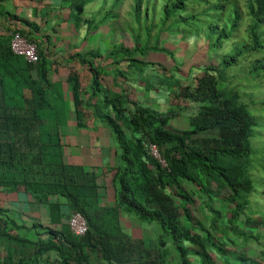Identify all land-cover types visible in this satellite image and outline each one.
<instances>
[{
	"label": "trees",
	"instance_id": "obj_1",
	"mask_svg": "<svg viewBox=\"0 0 264 264\" xmlns=\"http://www.w3.org/2000/svg\"><path fill=\"white\" fill-rule=\"evenodd\" d=\"M125 1L65 0L78 28L92 22L85 15L88 3L104 8L100 18L104 23L119 17L118 9ZM243 6L245 10L239 0H132L135 22L122 23L121 28L135 31V46L121 45L113 54L124 53L136 61V52L165 51L158 46V34L149 44L153 28L176 33L186 26L195 34L204 29L209 46L217 50L233 42L228 53L216 55L206 66L193 91L183 88V97L199 103L185 130L174 129L168 116L146 107L128 116V97L118 91L104 94L100 70L92 61L81 59L93 74L95 95L104 94L103 105L108 109L96 112L115 141L112 182L118 206L146 224L154 223L161 232L156 242L125 233L118 224V210L101 203L96 169L67 161L66 96L62 84L49 76L47 56L40 50L39 62L30 63L13 51L12 30L0 34V192L23 186L39 203H48L52 220L62 225L59 229L37 225L45 229L46 237L33 243L29 263L175 264L168 261L163 248L168 238L179 252L177 264H191L184 242L198 246L195 253L204 264H264V250L261 258L243 251L245 247L257 250L256 243L264 245V212L252 211L253 199L264 205V179L259 187L250 167L257 151L252 140L260 124L224 86L225 73L232 66L242 67L251 79L264 76V0H244ZM244 24L245 34L239 38ZM140 29H145L144 42ZM67 81L82 124L90 103L81 97L74 71ZM149 143L158 146L166 166L148 153ZM198 202L204 218L194 216L192 207ZM216 203L229 210L223 213ZM6 212L0 208V215ZM73 212H81L87 220L89 229L83 236L69 226ZM0 235L8 238L4 227ZM237 238L244 244L241 251L233 245Z\"/></svg>",
	"mask_w": 264,
	"mask_h": 264
},
{
	"label": "rangeland",
	"instance_id": "obj_2",
	"mask_svg": "<svg viewBox=\"0 0 264 264\" xmlns=\"http://www.w3.org/2000/svg\"><path fill=\"white\" fill-rule=\"evenodd\" d=\"M94 2L88 3L85 12L86 16L92 18V22L82 24L79 28L75 27L69 15V3L65 0H46L40 4L41 15L37 16L41 26L37 30L44 38L39 43L43 45L47 43L46 47L48 46L47 49L44 47L42 52L45 54L47 50L45 55L51 62L49 76L54 82L62 84L66 96L68 120L63 128L66 159L68 162L79 160L78 157H74L77 154L73 153L72 149L76 143H81L79 158L87 166L93 164L97 167L101 203L118 210V224L129 236L156 242L161 232L154 223L146 224L134 214H127L118 206L117 189L112 182L115 141L106 122L98 117L96 109L99 108L100 112L106 113L108 109L103 105V95L107 91L108 95L110 92L118 91L128 97L126 101L128 116H130V111L146 107L168 116L169 124L174 129H188L190 118L198 111L199 103L183 97L181 95L184 92L183 88L189 86L193 91L197 78L202 76L206 66L216 55L219 57L228 53L230 43L233 42L225 43L221 50H217L209 46L204 29L195 34L186 26H180L176 33L153 28L149 44H154L158 34V46L164 48L165 51L151 50L144 54L136 52L134 55L136 61H133L124 53H112L121 45L130 49L135 46L133 40L135 31L121 28L122 23L130 22L132 25L135 22L131 12L132 0H126L118 9V18H108L104 23L100 22L104 8L100 5L97 7ZM239 2L245 10L244 0H239ZM110 3L109 1V5ZM11 7L13 6L9 4V11L12 10ZM51 7L54 9L53 14L46 17L43 12ZM245 25L239 28V38L245 34ZM62 30L72 32L61 34ZM140 31L141 41L144 42L146 40L145 29H140ZM81 59L92 61V66L100 70L99 81L104 91L103 95H95L92 87L93 74L88 64L83 63ZM241 68L232 66L226 71L224 86L226 90L236 95L235 98L239 102L247 105L259 121L260 125L256 128L255 137L252 140L257 151L253 155L250 167L254 178L257 179L256 184L261 187L260 183L263 182L261 180L264 179V76L251 79ZM72 71L78 77L81 97L90 103L86 106V115L82 124L76 117L72 85L67 81L69 72ZM34 75H37L36 70ZM176 192H178L177 187L174 186L173 193L176 194ZM255 201L253 199V213H263L264 205ZM217 207L222 209L223 213L229 210L227 206H222L220 203H216ZM192 209L194 216L204 218L200 202ZM206 221L205 225L209 226L210 219ZM112 222L116 223L115 218ZM233 245L239 251L244 248V244H240L238 238ZM255 245L257 250L245 247L243 251L261 258L260 253L264 250V245L257 243ZM184 246L188 248L191 264H204L200 255L195 253L198 246L189 242H184ZM163 248L167 252L168 261L177 264L180 257L179 252L170 239L167 238L166 242L164 241Z\"/></svg>",
	"mask_w": 264,
	"mask_h": 264
},
{
	"label": "crops",
	"instance_id": "obj_3",
	"mask_svg": "<svg viewBox=\"0 0 264 264\" xmlns=\"http://www.w3.org/2000/svg\"><path fill=\"white\" fill-rule=\"evenodd\" d=\"M45 1L0 0V34H8L10 30L18 29L34 40L39 45L41 51L44 47L47 49V43L44 45L39 43L44 38L41 36V32L36 30L37 27H41L37 16L41 15L40 4H43ZM9 4L13 6L11 7V11L8 8ZM52 10L54 9L51 7L43 13L46 17H50L53 14ZM41 24L43 23L41 22ZM71 32H64L62 30L61 34H70ZM74 146L72 151L77 154L74 157H78L79 160H71L69 162L87 166L78 156L82 148L81 143H76ZM88 167L97 168L93 164H90ZM51 199L55 200V198ZM0 208L5 211L7 210L6 213L0 216L4 220L3 227L8 232V238L0 235V264H5L7 260L8 264H32L28 262L29 253L34 250V242L46 237L43 227L62 228L61 222L56 223L52 220L53 217L49 204L39 203L23 186H18L17 189L11 190L8 193L0 192ZM63 209L66 210V208ZM38 224L43 225V227L37 226Z\"/></svg>",
	"mask_w": 264,
	"mask_h": 264
},
{
	"label": "built area",
	"instance_id": "obj_4",
	"mask_svg": "<svg viewBox=\"0 0 264 264\" xmlns=\"http://www.w3.org/2000/svg\"><path fill=\"white\" fill-rule=\"evenodd\" d=\"M11 47L13 51L23 56L28 62L36 64L40 60V48L34 41L26 37L20 30L10 31ZM148 153L157 159L159 163L166 166L165 160L155 143L146 145ZM4 220L0 216V228L4 226ZM69 226L74 234L83 236L88 232L89 226L85 216L81 212H73L68 220Z\"/></svg>",
	"mask_w": 264,
	"mask_h": 264
}]
</instances>
